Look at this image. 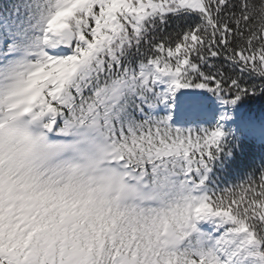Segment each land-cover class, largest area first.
Segmentation results:
<instances>
[{
    "label": "snow or ice",
    "instance_id": "snow-or-ice-1",
    "mask_svg": "<svg viewBox=\"0 0 264 264\" xmlns=\"http://www.w3.org/2000/svg\"><path fill=\"white\" fill-rule=\"evenodd\" d=\"M0 264H264V0H0Z\"/></svg>",
    "mask_w": 264,
    "mask_h": 264
}]
</instances>
